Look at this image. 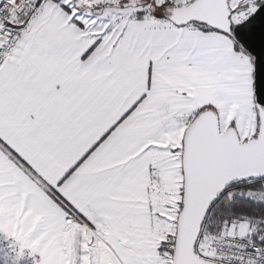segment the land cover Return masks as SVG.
Instances as JSON below:
<instances>
[{"label": "snow or ice", "instance_id": "1", "mask_svg": "<svg viewBox=\"0 0 264 264\" xmlns=\"http://www.w3.org/2000/svg\"><path fill=\"white\" fill-rule=\"evenodd\" d=\"M0 264H264V0H0Z\"/></svg>", "mask_w": 264, "mask_h": 264}]
</instances>
